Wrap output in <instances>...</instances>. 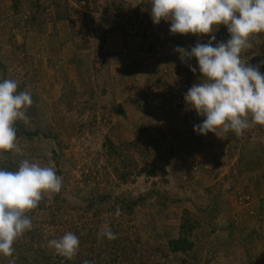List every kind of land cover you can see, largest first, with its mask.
<instances>
[{"label": "rangeland", "instance_id": "obj_1", "mask_svg": "<svg viewBox=\"0 0 264 264\" xmlns=\"http://www.w3.org/2000/svg\"><path fill=\"white\" fill-rule=\"evenodd\" d=\"M151 6L0 0V82L31 94L30 120L18 122L40 131L0 153V169L27 159L62 178L59 193L25 213L32 229L0 264H264V126L194 131L206 117L185 95L203 77L176 49L211 37L171 33ZM215 37L226 42L227 27ZM251 43L242 57L264 74V33ZM105 224L115 240L99 235ZM183 224L194 248L171 253ZM68 232L80 240L71 260L48 246Z\"/></svg>", "mask_w": 264, "mask_h": 264}, {"label": "clouds", "instance_id": "obj_2", "mask_svg": "<svg viewBox=\"0 0 264 264\" xmlns=\"http://www.w3.org/2000/svg\"><path fill=\"white\" fill-rule=\"evenodd\" d=\"M151 5L154 24L163 20L170 22L173 34L211 37L190 51L176 49L182 61L196 59L203 77L185 95L186 103L206 117L194 131L201 135L233 131L242 136L251 127L264 126V74L242 57L252 47V38L264 33V0H151ZM221 25L227 27L230 38L214 46ZM190 70L196 72V68ZM32 104L31 94L18 91L14 79L0 82V153L17 148L15 125L29 122L26 111ZM61 188L62 178L54 167L26 159L16 171L0 169V254L13 256L14 242L32 229L25 213L36 209L45 194L59 193ZM115 214L120 215L119 207ZM99 235L116 239L107 224ZM79 245L78 236L68 232L50 240L48 246L71 260Z\"/></svg>", "mask_w": 264, "mask_h": 264}, {"label": "trees", "instance_id": "obj_3", "mask_svg": "<svg viewBox=\"0 0 264 264\" xmlns=\"http://www.w3.org/2000/svg\"><path fill=\"white\" fill-rule=\"evenodd\" d=\"M17 130V138L25 137L27 139H32L33 137H36L37 135H40L39 130L34 131H28L25 129L20 122H17L16 125ZM43 136L45 138H49L51 136L48 133H44ZM191 227L183 224L180 226V231L178 233L177 237L170 238L167 240V247L171 253H181V254H187L194 248L193 241L190 240L189 234L191 233ZM69 264V261H66Z\"/></svg>", "mask_w": 264, "mask_h": 264}, {"label": "water", "instance_id": "obj_4", "mask_svg": "<svg viewBox=\"0 0 264 264\" xmlns=\"http://www.w3.org/2000/svg\"><path fill=\"white\" fill-rule=\"evenodd\" d=\"M119 112H121L122 110L121 109H117Z\"/></svg>", "mask_w": 264, "mask_h": 264}]
</instances>
